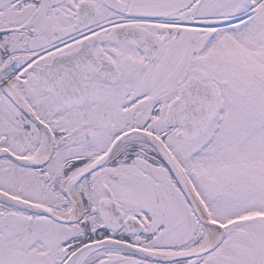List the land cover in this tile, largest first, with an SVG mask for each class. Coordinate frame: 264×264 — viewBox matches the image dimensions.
<instances>
[{
    "label": "snow or ice",
    "instance_id": "1",
    "mask_svg": "<svg viewBox=\"0 0 264 264\" xmlns=\"http://www.w3.org/2000/svg\"><path fill=\"white\" fill-rule=\"evenodd\" d=\"M0 264H264V0H0Z\"/></svg>",
    "mask_w": 264,
    "mask_h": 264
}]
</instances>
